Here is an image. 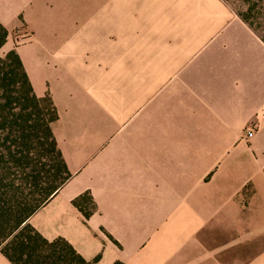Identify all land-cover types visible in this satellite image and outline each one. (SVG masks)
Returning <instances> with one entry per match:
<instances>
[{"label":"crops","instance_id":"0c3cea01","mask_svg":"<svg viewBox=\"0 0 264 264\" xmlns=\"http://www.w3.org/2000/svg\"><path fill=\"white\" fill-rule=\"evenodd\" d=\"M52 1L0 0V24L9 32L20 17L34 32ZM159 1L180 31L152 44L145 86L142 59L113 98L99 66L62 59L71 50L42 49L32 65L71 177L28 224L87 264H172L187 242L188 264L210 244L221 258L203 252L198 264H264V43L223 0ZM112 5L120 24L137 7ZM86 194L87 218L74 205ZM0 264L11 263L0 253Z\"/></svg>","mask_w":264,"mask_h":264},{"label":"trees","instance_id":"16d2710c","mask_svg":"<svg viewBox=\"0 0 264 264\" xmlns=\"http://www.w3.org/2000/svg\"><path fill=\"white\" fill-rule=\"evenodd\" d=\"M237 16L264 43L251 9ZM7 37L0 24V49ZM57 119L50 97L34 94L17 52L0 57V253L11 264H87L66 241L48 242L28 224L71 177L52 133ZM90 204L87 194L74 201L86 218L82 205Z\"/></svg>","mask_w":264,"mask_h":264},{"label":"rangeland","instance_id":"374dc122","mask_svg":"<svg viewBox=\"0 0 264 264\" xmlns=\"http://www.w3.org/2000/svg\"><path fill=\"white\" fill-rule=\"evenodd\" d=\"M119 1L111 0L112 4ZM223 1L236 15L245 13L250 8L251 15L260 28V34L264 36V0ZM112 4L108 7L106 0H53L51 4L48 2L47 6H42V25L37 26L34 32L30 31L19 17V25L7 31V41L0 49V57L3 58L9 51L15 50L21 61L24 60L22 64L28 76L33 71L32 67L42 65V49L71 50L70 56L62 59L69 60L70 64L99 66L104 84L109 80L112 98L133 82L135 61L142 59L145 86V81L150 79V73L145 69L150 64L151 48L160 42L158 39L165 38L163 36L167 32H179L180 28L165 23V10L157 8L162 4L159 0H128V4H137V7L128 9V16L121 24L118 21L119 10ZM107 17L116 22L107 24ZM38 75H32L37 85L41 83ZM149 92L150 89L144 87V102L146 98L149 102ZM130 123L134 125V118ZM110 131L119 132V126L112 123ZM173 235L171 234L172 237ZM27 236L28 233L23 232V237ZM177 240L180 243L182 238ZM188 245L190 246L189 242L185 246L186 249L182 248L183 245L174 249L172 264H188ZM225 250L227 248L223 249ZM208 251L215 258H221V249L216 250L215 244H210ZM208 251L204 250V255L211 257ZM203 252L196 250L190 258L191 264H198ZM226 254L227 252H224L223 256Z\"/></svg>","mask_w":264,"mask_h":264},{"label":"built area","instance_id":"2783aa9c","mask_svg":"<svg viewBox=\"0 0 264 264\" xmlns=\"http://www.w3.org/2000/svg\"><path fill=\"white\" fill-rule=\"evenodd\" d=\"M254 136V131L252 129L246 131L245 138L251 139Z\"/></svg>","mask_w":264,"mask_h":264}]
</instances>
